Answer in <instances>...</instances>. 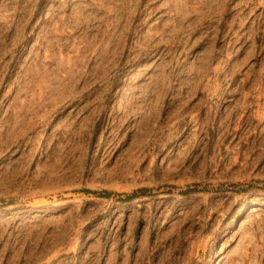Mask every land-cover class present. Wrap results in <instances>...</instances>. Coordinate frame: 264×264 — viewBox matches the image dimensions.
Here are the masks:
<instances>
[{"label": "rangeland", "instance_id": "374dc122", "mask_svg": "<svg viewBox=\"0 0 264 264\" xmlns=\"http://www.w3.org/2000/svg\"><path fill=\"white\" fill-rule=\"evenodd\" d=\"M0 264H264V0H0Z\"/></svg>", "mask_w": 264, "mask_h": 264}, {"label": "trees", "instance_id": "16d2710c", "mask_svg": "<svg viewBox=\"0 0 264 264\" xmlns=\"http://www.w3.org/2000/svg\"><path fill=\"white\" fill-rule=\"evenodd\" d=\"M132 197H127V200H130Z\"/></svg>", "mask_w": 264, "mask_h": 264}]
</instances>
